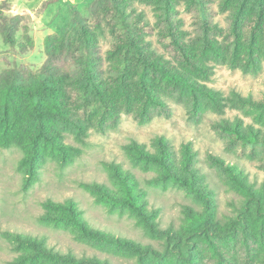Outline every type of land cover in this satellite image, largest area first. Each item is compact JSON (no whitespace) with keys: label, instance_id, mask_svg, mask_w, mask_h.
<instances>
[{"label":"rangeland","instance_id":"1","mask_svg":"<svg viewBox=\"0 0 264 264\" xmlns=\"http://www.w3.org/2000/svg\"><path fill=\"white\" fill-rule=\"evenodd\" d=\"M96 0H0V79L8 71L23 80L44 72L48 64L67 67L71 59L65 54L51 60L45 48L48 37H61L80 21L91 26V9ZM156 23L148 7H142ZM175 26L187 52L206 65L207 74L196 75L198 83L217 92L221 111H215L198 97L194 107L190 94L163 91L167 108L149 109V116L138 118L133 110L117 104L112 116H101L95 105L77 112L79 126L61 129L68 160L43 146L39 159L40 179L29 189L22 185L24 151L19 145L0 147V264L18 263L23 250L15 234L41 240L49 249L76 257H94L109 264H137L134 255L119 248L78 239L70 227H60L42 219L45 203L72 199L84 221L95 230L119 239L163 250V241L150 237L128 208L110 207L90 191L95 183L119 192L116 170L128 171L144 194L145 207L160 228L171 226L184 233L185 207L202 213V200L175 183L155 182L159 168L135 157L127 148L132 142L155 148L158 138L168 141L177 158L183 145H189L193 167L201 185L209 191L214 218L220 224L236 217L242 195L221 164L234 166L254 188L264 186V148L242 142L214 125L240 121L264 129V108L253 104L264 95V42L249 50L247 32L264 28V15L256 23L258 8L253 0H178L174 5ZM12 24L14 44L5 41L2 27ZM155 32L157 28L155 27ZM156 53L181 68L173 49L161 42L156 33L150 37ZM257 42V41H256ZM257 45L259 48H257ZM109 41L100 39L98 57L105 68ZM255 54L253 66L245 70L249 53ZM252 98V102L239 100ZM79 129V130H77ZM209 242V243H208ZM214 243L228 257V264H264V242H250L245 249L238 243L224 244L208 235L198 245L204 264H213L209 247ZM249 250V252L247 251Z\"/></svg>","mask_w":264,"mask_h":264},{"label":"trees","instance_id":"2","mask_svg":"<svg viewBox=\"0 0 264 264\" xmlns=\"http://www.w3.org/2000/svg\"><path fill=\"white\" fill-rule=\"evenodd\" d=\"M177 1L96 0L91 9V26L78 21L63 36L46 39L49 58L53 60L65 54L71 59L67 67L56 68L48 64L44 72L27 80L12 71L2 75L0 147L15 144L23 149L24 190L40 179L39 159L43 146L60 152L63 156L61 163L68 160L66 146L61 141V129L77 128V112L90 106L95 105L101 116L110 117L114 114L112 108L121 104L144 119L149 116L152 107L167 108L162 92L169 90L187 91L194 107H197V99L201 97L212 109L221 111L223 104L218 93L195 79L196 75L206 76V65L192 58L181 37H177L181 36V32L175 26L176 19L171 17ZM253 4L259 9L257 23V19L261 21L264 15V0H253ZM142 7L152 11L156 23H152ZM258 29V32H247L249 50L258 40L264 42V28ZM2 31L5 41L14 44L12 24L4 25ZM155 33L161 42L173 49L181 68L156 53L150 39ZM100 39L109 41L105 68L98 57ZM254 60L255 54L249 53L244 63L245 70L253 66ZM238 98L246 102L254 100ZM253 102L264 108V95ZM214 126L235 139L264 148V129L243 126L238 120L222 121ZM154 146L148 149L143 144L132 142L127 148L135 157L159 168L160 174L154 178L155 182L175 183L202 200V213L185 207L184 233L175 231L171 226L159 227L146 210L142 189L128 171L116 170L114 173L120 184L119 192L95 183L89 185V189L98 200H103L110 207H126L135 213L144 231L150 237L163 241L162 251L91 228L72 199L60 203L46 201L42 219L56 226L70 227L78 239L128 252L136 257L137 264H204L198 242L208 235L226 245L238 243L245 249L251 247L250 242H264V186L254 188L234 166L221 161L232 184L242 195V201L236 217L220 224L214 218L209 191L201 185L199 173L192 165L193 155L189 145H183L180 158L163 138H158ZM14 236L18 248L23 250L18 263L109 264L94 257L61 254L47 248L36 238ZM209 249L213 254V264H228V257L214 243Z\"/></svg>","mask_w":264,"mask_h":264}]
</instances>
